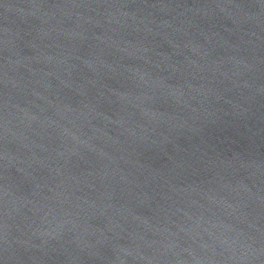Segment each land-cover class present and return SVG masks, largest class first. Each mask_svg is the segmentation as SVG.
I'll return each instance as SVG.
<instances>
[{
	"label": "water",
	"instance_id": "1",
	"mask_svg": "<svg viewBox=\"0 0 264 264\" xmlns=\"http://www.w3.org/2000/svg\"><path fill=\"white\" fill-rule=\"evenodd\" d=\"M0 264H264V0H0Z\"/></svg>",
	"mask_w": 264,
	"mask_h": 264
}]
</instances>
